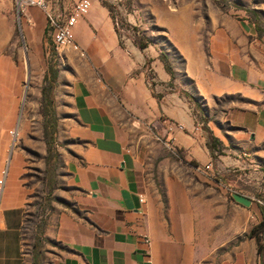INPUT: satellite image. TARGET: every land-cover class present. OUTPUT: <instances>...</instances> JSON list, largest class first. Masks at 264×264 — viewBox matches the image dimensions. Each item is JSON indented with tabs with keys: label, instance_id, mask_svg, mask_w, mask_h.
Masks as SVG:
<instances>
[{
	"label": "crops",
	"instance_id": "1",
	"mask_svg": "<svg viewBox=\"0 0 264 264\" xmlns=\"http://www.w3.org/2000/svg\"><path fill=\"white\" fill-rule=\"evenodd\" d=\"M254 35L225 18L207 50L177 44L184 62L167 68L157 44H120L109 9L92 0L74 27L86 57L67 49L45 73L58 202L30 230L23 202L4 197L0 264H247L246 242L226 257L221 247L247 233L249 211L262 218L247 190L264 184V44ZM210 161L211 174L195 169Z\"/></svg>",
	"mask_w": 264,
	"mask_h": 264
},
{
	"label": "rangeland",
	"instance_id": "2",
	"mask_svg": "<svg viewBox=\"0 0 264 264\" xmlns=\"http://www.w3.org/2000/svg\"><path fill=\"white\" fill-rule=\"evenodd\" d=\"M100 1L114 19L120 44H157L169 67L184 62L177 44H202L207 50L211 35L225 18L253 27L259 44H264V0ZM39 11L30 10L35 17L31 23L19 14L15 0H0V210L4 197L11 194L23 202L30 230L41 227L55 210L62 188V179L57 178L56 117L49 96L45 100L43 94L51 88L45 82L47 68L52 60L62 61V56L54 51L46 28L44 34L39 31ZM42 21L47 24L45 14ZM247 190L254 198L264 199V184ZM259 221L249 211L247 233L224 241L221 253L234 254L246 242L247 264H264V234L260 233V252L256 236H250Z\"/></svg>",
	"mask_w": 264,
	"mask_h": 264
},
{
	"label": "built area",
	"instance_id": "3",
	"mask_svg": "<svg viewBox=\"0 0 264 264\" xmlns=\"http://www.w3.org/2000/svg\"><path fill=\"white\" fill-rule=\"evenodd\" d=\"M55 0H15L19 14L27 16L29 22H33L30 9L36 7L42 10L47 18L46 36L51 41L54 51L59 55L71 49L78 52L80 57H86L85 50L80 46L74 37V27L82 16L89 13L92 7V0H75L69 11H60L54 5ZM245 155V154H244ZM214 168V162L197 164L195 169L200 173L209 175ZM143 201V199L141 198ZM258 204L264 206V199L255 198ZM149 263L152 264L151 258Z\"/></svg>",
	"mask_w": 264,
	"mask_h": 264
},
{
	"label": "trees",
	"instance_id": "4",
	"mask_svg": "<svg viewBox=\"0 0 264 264\" xmlns=\"http://www.w3.org/2000/svg\"><path fill=\"white\" fill-rule=\"evenodd\" d=\"M260 33H262V31H260ZM163 60L165 61L166 65H167V68H169V65L167 63L166 58H164ZM43 94H44L45 100H47V98H48V91L43 90ZM54 129H55V126H54ZM54 129H53V131H54ZM261 212H262V218L260 219L259 223L252 228V230L250 232V236H256V238H257V241L259 243L258 244V246H259L258 251L259 252H260V246L262 245V244H260V243H262L261 242V238H260V233L263 232V234H264V210H261Z\"/></svg>",
	"mask_w": 264,
	"mask_h": 264
}]
</instances>
